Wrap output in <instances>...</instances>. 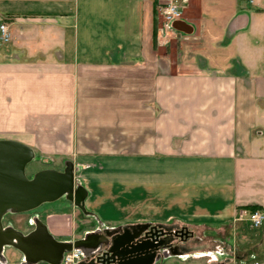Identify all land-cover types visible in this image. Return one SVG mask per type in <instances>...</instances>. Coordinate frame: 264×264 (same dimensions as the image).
I'll return each mask as SVG.
<instances>
[{"label": "crops", "instance_id": "crops-1", "mask_svg": "<svg viewBox=\"0 0 264 264\" xmlns=\"http://www.w3.org/2000/svg\"><path fill=\"white\" fill-rule=\"evenodd\" d=\"M167 1L0 0L11 33L0 42V139L66 157L76 178L82 167L86 211L116 223L92 233L82 262L125 228L174 219L231 232L218 239L233 256L218 246L203 264H264V223L239 218L249 205L264 213V0H172L182 19L163 44ZM102 200L132 201L140 215L108 219L116 210ZM64 205L89 217L65 198L28 212L30 232L6 226L27 236L39 221L59 242L86 239L60 238L71 234ZM192 237H175L155 264L194 262L203 247ZM0 264L32 263L5 247Z\"/></svg>", "mask_w": 264, "mask_h": 264}, {"label": "water", "instance_id": "water-1", "mask_svg": "<svg viewBox=\"0 0 264 264\" xmlns=\"http://www.w3.org/2000/svg\"><path fill=\"white\" fill-rule=\"evenodd\" d=\"M35 159L34 150L18 141L0 139V257L5 247L20 251L32 264H61L67 252L79 249L89 258L85 248L93 244L97 235L74 243L57 241L46 226L36 221L35 229L25 236L12 227H5L3 219L8 213L31 212L41 205L62 198L73 202L86 215L87 192L76 183L75 170L66 162L63 171L46 169L29 178L27 166ZM174 235L182 240L192 237L187 228L172 231L166 227L140 225L136 229H123L105 240L101 248L87 262L80 264H155L173 249L167 236Z\"/></svg>", "mask_w": 264, "mask_h": 264}, {"label": "rangeland", "instance_id": "rangeland-1", "mask_svg": "<svg viewBox=\"0 0 264 264\" xmlns=\"http://www.w3.org/2000/svg\"><path fill=\"white\" fill-rule=\"evenodd\" d=\"M171 42L172 39H170ZM168 40V41H170ZM170 42V43H171ZM65 159H67L66 157H64ZM61 155H55V156H48V155H44L41 153H36L35 154V159L27 166L26 169V175L27 177L31 178L33 177V175L39 171L42 170H46V169H53V170H57V171H63L64 170V159ZM81 168L82 167H77V182L83 186L86 185V183L84 182L82 176H81ZM116 198H122L120 196V193H115ZM62 201H65V197L62 198ZM107 203L105 202V200H102V202H98V206L99 207H105V209H107V204L109 205H113L116 211H111L113 214L109 213V217H107L108 219H116V218H121V220H123V218H137L140 213L139 211H134L131 206L129 204H131L132 201L129 200H106ZM127 206L129 211L124 209L127 207H123V206ZM65 206V205H64ZM66 207V206H65ZM61 207V209L59 211H67V216L70 218L72 225H71V234L69 235H65L62 236L60 238H83L84 235L87 233H96L97 231H101L103 233H107L108 230H105L103 228V226H111V225H116V223H110L109 222H104L103 225H100V222L96 220V218L92 217V214L89 215V217L83 215L82 213H80V211L74 209V208H69L67 209V207ZM124 209V211H123ZM43 211V210H40ZM261 211V210H260ZM49 213H45L42 214L40 213V216H42L43 219L46 218L47 215H51L53 213H51V211H48ZM53 212V211H52ZM147 214H151L149 216H153V211H146ZM28 213V212H27ZM245 213L247 215H245ZM32 213H28V214H18V213H8L5 215L4 219H3V224L4 225H12L16 228H19L21 230H23V232H30V230H32V226H31V221H29L30 215ZM240 219H245L248 220L250 223V213L245 210L244 213H242V215L239 216ZM107 219V220H108ZM131 222H135V221H131ZM129 224V225H133L136 223H128V222H124L122 221L120 224ZM173 223H177L179 224V229H184L187 228V230L191 233L193 232V235L195 236L194 240L196 238H200L201 241L199 242V244L203 247L201 249H199V251L197 253H193L191 254V258L192 257H198L197 259L199 260H195L194 262L192 261H187V262H181L178 260H171V261H177L178 264H203L204 260H207V256L216 258L219 256L218 252V246H220L221 250L223 249L224 251V255L222 256H233V254L229 253L230 249L229 247H224V244L227 246L229 245V242H225L222 243L220 241H222L223 238H228L227 235L231 234L230 231H218V228L216 225H205V224H187L189 225V227H191L192 229H190L189 227H186V225H184L183 223L179 222L178 220H174V219H170L166 222H162L160 223L162 226H172ZM181 223V224H180ZM153 225L151 226H157V224L152 223ZM100 225V226H99ZM230 229V228H229ZM173 232L176 230H172ZM226 235V237H225ZM224 236V237H223ZM221 239L219 241V239ZM193 239V237H190ZM196 242V241H195ZM220 242V244H219ZM199 245L194 243L193 247H198ZM104 247V245H103ZM102 247V248H103ZM221 252V251H220ZM5 257H7V259L11 262V263H16L19 260V254L18 252H15V250H5L4 252ZM220 255V257H222ZM92 257H94V254H92ZM88 259V258H87ZM217 259V258H216ZM196 262V263H195ZM161 262H159L158 264H160ZM170 261H165L162 262L161 264H169ZM173 263V262H172Z\"/></svg>", "mask_w": 264, "mask_h": 264}, {"label": "built area", "instance_id": "built-area-1", "mask_svg": "<svg viewBox=\"0 0 264 264\" xmlns=\"http://www.w3.org/2000/svg\"><path fill=\"white\" fill-rule=\"evenodd\" d=\"M160 13L163 19L161 27V35L163 44L171 39L172 35H176L175 24L182 19V11L176 2L169 0L160 8ZM11 33L9 26L6 23L0 24V42L9 43ZM250 221L253 227L260 228L264 223V213L257 210L250 214ZM86 256L82 250L74 249L71 252L64 254L61 264H79L86 260Z\"/></svg>", "mask_w": 264, "mask_h": 264}, {"label": "trees", "instance_id": "trees-1", "mask_svg": "<svg viewBox=\"0 0 264 264\" xmlns=\"http://www.w3.org/2000/svg\"><path fill=\"white\" fill-rule=\"evenodd\" d=\"M78 185H81V184L78 183ZM245 210H247L251 214V213H253V212L257 211V210H261V209L258 206H256V205H249V206L245 207Z\"/></svg>", "mask_w": 264, "mask_h": 264}, {"label": "flooded vegetation", "instance_id": "flooded-vegetation-1", "mask_svg": "<svg viewBox=\"0 0 264 264\" xmlns=\"http://www.w3.org/2000/svg\"><path fill=\"white\" fill-rule=\"evenodd\" d=\"M5 227H8V226H6V225H4ZM167 240L169 241V245H172L173 244V242H174V240H175V237H174V235H171V236H167ZM101 250H103L104 251V247L101 249ZM168 254H169V252H167ZM95 255H97V254H95Z\"/></svg>", "mask_w": 264, "mask_h": 264}]
</instances>
